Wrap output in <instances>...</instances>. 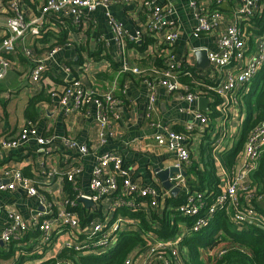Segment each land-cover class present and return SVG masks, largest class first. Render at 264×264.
Segmentation results:
<instances>
[{
  "label": "crops",
  "instance_id": "0c3cea01",
  "mask_svg": "<svg viewBox=\"0 0 264 264\" xmlns=\"http://www.w3.org/2000/svg\"><path fill=\"white\" fill-rule=\"evenodd\" d=\"M199 2L202 7L213 9V2L208 0ZM11 3H16L25 19L29 20L40 14L43 0H0V40L6 35V22L12 14L8 8ZM233 4L223 2L217 5L216 9L220 15L218 24L214 25L210 32L195 37L193 31L196 19L190 0H109L107 7L100 6L91 13L83 12L77 21L69 19L74 23L75 30L69 34L66 44L57 47L52 56H47L45 69L38 83L31 80L33 60L26 57L24 51L31 50L35 58L48 54L41 49L43 44L36 42L39 35L26 33L17 42L15 51L8 55L11 65L0 82V145L6 139L18 136L24 125L31 120L40 136L53 137L54 141L45 149H41L34 141H29L22 147L2 148L0 184L8 182L3 172L5 168H17L25 177L34 180L40 197H28L18 187L13 190H0V228L10 222L8 213L11 211L18 213L25 220H31L36 213H40V219H53L64 207L66 198H73L77 191L88 195L92 168L97 157L105 151L121 156L124 167L139 185L157 189L161 195V205L165 207L167 197H176L180 193L185 194V191L178 188L177 194L172 196L170 189L174 187L167 189L162 186V179L157 175L173 167L175 160L172 151L158 146L154 141L159 127H169L183 135L190 161L192 159L198 163L203 137L206 133L211 136L213 141L211 155L220 178V194L226 183L234 177L242 156L243 145L230 169L219 158V153L225 149L229 150L238 138L240 124L244 118L239 92L222 98L211 93L202 94L201 96L209 99L208 110L203 111L198 107V100L189 105L181 92L167 91L157 86L154 92L155 101L150 107L148 101L150 90L146 84L138 76L122 77L123 72L120 73L119 68L123 56L129 64L142 70L152 67L155 59L159 57L166 65H172L180 83L182 78L188 80L193 90L203 89L199 83L215 84V78L220 75L211 71L209 63L206 67L197 64L193 49H216L219 33L234 21ZM153 5L159 6L164 13L163 23L156 31H151L148 26ZM107 12L121 24L126 41H130L129 37L137 32L141 34L139 41L132 42L141 43L142 49L138 46H127V43L121 46L115 40ZM249 24L243 21L246 31L252 29L249 31L248 43L252 47L255 33L260 32L257 22L251 20ZM170 31H175L178 37L173 43L167 44L164 42V36ZM34 46L38 49L37 52ZM73 80H78L82 89L87 92L96 95L111 92L115 99V105L110 111L112 136L106 145L96 144L97 126L94 118V113L98 109L96 105L91 103L76 112L67 111L68 107L58 104L57 95ZM247 90L248 88L244 91ZM32 101L35 116L29 119L25 114ZM192 108L198 109L208 118L207 124L201 125L203 131L200 130L201 126L196 121ZM210 113H214L212 119L208 115ZM62 138L74 139L79 144L86 145L88 153L80 155L77 147L65 146ZM72 165L81 167L75 186H71L63 174V171ZM109 171L110 168L105 169L106 173ZM251 175L250 185L254 187L256 185L252 182ZM170 177H167V181ZM187 178L189 177L185 173V186L188 189L191 181ZM263 182L258 185L261 192ZM109 207V200L106 199L98 203L77 200L73 210L81 223L75 228V232L82 231L83 222L95 219L98 214L105 215ZM162 208L156 211L161 214ZM171 208L172 206H168V209ZM220 210L225 211L227 221L232 223L234 213L232 206L224 203L216 209ZM119 213H122V210ZM213 214L208 215L209 222ZM261 214L264 216V212ZM177 226L179 231L188 227L182 220ZM232 226L237 230L235 224L232 223ZM247 228L248 226L242 230ZM68 235L72 234L66 230L56 231L55 234L53 231L51 241L45 244L38 226H30L18 239L0 244L4 255L8 256L0 257V264H39L56 258L61 249L66 248L64 243L69 240ZM80 253L87 254L86 251ZM185 255L186 264H191L188 260L190 257L188 249ZM64 261L68 260H58L56 263L61 264ZM69 263L74 264L71 261Z\"/></svg>",
  "mask_w": 264,
  "mask_h": 264
},
{
  "label": "built area",
  "instance_id": "2783aa9c",
  "mask_svg": "<svg viewBox=\"0 0 264 264\" xmlns=\"http://www.w3.org/2000/svg\"><path fill=\"white\" fill-rule=\"evenodd\" d=\"M200 0H190L193 6L196 27L193 35L195 37L202 33L210 32L212 27L218 24L220 15L216 9H206L200 5ZM214 4L223 2L231 3L234 6V21L222 30L216 40V49L207 50L206 58L210 64V69L214 74L220 75L215 78V84H201L202 90H193L187 84H181L177 74L173 71L172 65H167L162 71H157L153 80H143L150 90L149 106L152 107L155 101V88L161 86L167 91L181 92L183 99L189 105L195 103L198 98L205 93H211L215 97H225L229 94H236L240 90L244 91L247 84L264 63V30L255 33L253 46L249 43V29L245 30L243 21L250 25V21L261 15L264 7V0H208ZM109 0H43L40 14L32 19H25L24 14L16 3L10 4L11 16L6 22V35L0 40V82L10 68L11 62L8 55L13 53L17 42L26 33L38 36L45 19L49 16L68 18L77 21L83 12L91 13L98 7H107ZM1 8V5H0ZM108 22L115 34V40L123 46L126 42L122 26L108 12L106 13ZM164 13L157 6H152V16L149 21V29L156 31L163 23ZM256 29V28H255ZM178 35L175 31H170L164 36V42L173 43ZM136 42L141 39L139 32L129 37ZM124 49V48H123ZM57 50L53 48L48 55L35 58L31 50L26 49L24 55L33 60L30 77L35 83L40 81V76L45 69L47 56H52ZM199 49L194 48L195 53ZM202 50V49H200ZM124 52V51H123ZM119 72H130L140 74L141 70L133 66L123 56ZM53 94V93H51ZM92 93L82 89L78 80H73L68 86L57 95L58 104L68 107L67 111H80L86 105L93 103L98 107L94 113L97 126L96 144L106 145L112 136L110 111L115 105V99L111 92L102 95L101 99L92 97ZM86 110V109H85ZM199 126L206 125L207 116L196 108L191 109ZM88 113V111L86 110ZM198 129V128H197ZM203 131V127H200ZM29 141H34L41 148L45 149L54 141L53 137H43L39 135L38 129L28 121L20 134L15 138L6 139L0 145V154L3 147H22ZM154 141L158 146L166 147L175 155L173 167L177 170L169 178L171 187L181 188L185 191L183 201L171 208L172 211L183 217H191L192 221L185 230H177V233L169 237L157 236L154 232L139 231L143 239V245L139 249L131 251L123 264H186V247L181 240L188 232H198L209 223L208 215L213 214L216 209L224 203L232 206L234 213L232 223L237 229H244L249 225H255L264 230V216L252 205V199L261 201L264 198V182L262 192L255 193L254 187L250 185V175L257 169L258 163L264 152V120L257 123L247 134L243 147L240 164L234 177L226 183L224 190L218 194L211 205L203 206L201 195L190 192L185 186L184 169L190 163L189 150L185 144L183 135L177 133L169 127H159V132L154 136ZM62 143L67 147H77L80 155L88 153V148L84 144H79L76 140L62 138ZM110 168L108 173L105 169ZM4 175L8 182L0 184V190H13L18 187L28 197H40L34 180L25 177L17 168H5ZM81 173L79 165H72L63 171L64 177L71 186H75L77 177ZM89 194L83 195L77 191L73 198H66L62 207L53 219H40V213H36L31 220L23 219L18 213L11 211L8 213L10 222L0 228V241L8 243L12 239L28 230L30 226H38L42 239L48 244L56 231L66 230L72 235L65 241L66 248L87 253H101L107 251L114 245L118 234L124 229L138 230L137 221L134 218L119 213L121 209L142 208L160 210L161 195L154 187L141 186L139 182L124 167L121 156L105 151L97 157L89 178ZM76 190V189H75ZM169 194V193H168ZM109 200L110 207L105 215H96L86 223H82V231L75 232L81 221L73 210L77 200H87L91 203H98L101 200ZM105 222V225H102ZM185 228V227H184ZM57 229V230H54ZM116 242V241H115ZM70 261L61 264H70ZM59 264V263H56Z\"/></svg>",
  "mask_w": 264,
  "mask_h": 264
},
{
  "label": "trees",
  "instance_id": "16d2710c",
  "mask_svg": "<svg viewBox=\"0 0 264 264\" xmlns=\"http://www.w3.org/2000/svg\"><path fill=\"white\" fill-rule=\"evenodd\" d=\"M217 5L219 4H214L213 9H216ZM8 8H10V5H8ZM252 20L259 25V32L264 30V7L261 15L254 17ZM73 30H75V25L68 18L49 16L36 42L43 44L41 49L47 53L55 47L66 44L68 36ZM126 43L127 46H138L142 49L141 43H133L131 40H127ZM34 50L38 51L35 46ZM166 67L165 62L158 57L153 62L152 67L143 70L138 67L141 70L140 74L123 72L122 77L138 76L141 81L145 79L153 80L158 76L156 72L162 71ZM180 81L182 84L192 87L188 80L182 78ZM247 88V91H239L244 118L240 124L238 138L229 150L225 149L219 153L221 162L228 169L233 167L236 155L239 153L248 132L257 123L264 120V63L247 84ZM91 95L100 99L102 97V95ZM25 115L26 118H34L33 101L28 105ZM208 115L211 119L214 117V113ZM212 143L211 136L206 133L199 153V163L191 159L190 165L185 169L186 176L189 177L187 179L191 181L188 190L201 195L204 207L213 203L214 198L221 190L219 186L220 178L214 158L211 155ZM251 179L256 185L254 186L255 193L261 192L258 185L264 181V152L257 169L251 175ZM184 197V193H180L176 197H167L165 199L166 206L162 208L161 214L152 209L148 211L142 208L121 209L123 214L138 220V230L124 229L120 231L116 242L107 251L97 254H81L79 251L70 248H62L56 258L45 260L39 264H55L58 260H68L74 264H123L131 251L139 249L143 245V239L139 231H152L157 236L169 237L177 233L179 229L177 224L180 220L186 226H189L192 221L191 217H181L178 213L168 209V206L173 207L181 203ZM252 205L258 212H264V198L261 201H255L253 198ZM181 242L189 251L190 257L188 260L191 264H264V230L255 225L248 226L245 230H235L232 223L227 221L224 210L216 211L211 222L200 231L187 232ZM3 256L8 257L4 255L3 250L0 248V257Z\"/></svg>",
  "mask_w": 264,
  "mask_h": 264
},
{
  "label": "water",
  "instance_id": "95a60500",
  "mask_svg": "<svg viewBox=\"0 0 264 264\" xmlns=\"http://www.w3.org/2000/svg\"><path fill=\"white\" fill-rule=\"evenodd\" d=\"M195 55L197 57V64H199L200 66L206 67L208 65V60L206 58V51L205 50H198L195 52ZM204 58L206 60H204ZM209 103V99L206 97H199L198 98V107L199 109L203 110V111H207L208 110V105ZM177 170L174 167H170L169 169H166L160 173H158L157 175L162 179V186H164L165 188L169 189L171 188V183L169 181H167V177L172 176V174L174 172H176ZM183 175L185 176V173L183 172ZM178 192V188H171L170 189V193L172 196H175ZM86 203H90L87 200H84ZM0 244L3 245V243L0 241Z\"/></svg>",
  "mask_w": 264,
  "mask_h": 264
},
{
  "label": "rangeland",
  "instance_id": "374dc122",
  "mask_svg": "<svg viewBox=\"0 0 264 264\" xmlns=\"http://www.w3.org/2000/svg\"><path fill=\"white\" fill-rule=\"evenodd\" d=\"M102 225H105V222H102ZM116 239H114V243H115Z\"/></svg>",
  "mask_w": 264,
  "mask_h": 264
}]
</instances>
